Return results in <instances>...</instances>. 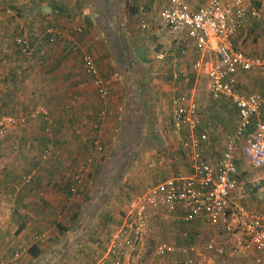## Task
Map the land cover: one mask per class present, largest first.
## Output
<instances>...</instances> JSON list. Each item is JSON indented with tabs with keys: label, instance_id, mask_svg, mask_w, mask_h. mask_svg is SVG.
<instances>
[{
	"label": "crops",
	"instance_id": "1",
	"mask_svg": "<svg viewBox=\"0 0 264 264\" xmlns=\"http://www.w3.org/2000/svg\"><path fill=\"white\" fill-rule=\"evenodd\" d=\"M136 1L138 6L139 0ZM187 1L194 9L209 2ZM244 1L259 7L263 0ZM168 2L148 0L150 27L143 30L139 10L136 17L128 14L132 0H0V106H4L0 118L29 120L36 109L43 107L54 120L51 139L45 133L43 117L29 120L18 128L19 150L6 159V164L0 163V219L3 221L0 264L70 262V254L84 247V239L81 240L84 235H74L72 227L67 225L69 231L61 235L56 221L62 216L60 212L64 214L71 208L72 200L78 195L88 194V198L95 191L96 197L104 198L108 194L112 202L117 203L118 199L125 202L129 196L127 189L138 187L140 190L132 194L133 201L142 190L167 179L189 176V157L183 148L185 134L175 132L172 126V101L178 96L196 100L203 121L214 124L215 133L210 135L204 153L213 164L221 158L226 140L239 122L238 111L229 99L216 101L211 97L208 78L202 70L194 68L201 59L196 43L186 33L170 32L164 27L160 12ZM51 32L71 37L69 41L51 44ZM18 37L28 41L29 55L23 54L16 45ZM233 43L239 44L249 57H264V14L259 21L248 18ZM84 51L93 55L105 80L109 91L105 101L97 96L92 80L85 73ZM177 69L182 71L180 80L174 79ZM237 79V93L264 95V73L241 72ZM149 121L155 126L161 144L150 138L147 145L153 147L139 148L144 125ZM131 122L140 135H134L131 149L118 165H113L114 152ZM97 136L101 137L104 152L89 167L80 191L71 194L69 187L74 173ZM15 138L9 137L5 144L11 151ZM49 140L53 151L48 161L43 162L42 153ZM35 155H39L40 166L30 169L37 173L33 182L15 193L14 185L29 173L30 170L22 172ZM41 165L45 169H40ZM241 176L239 170V179ZM8 192L13 195L7 196ZM124 192H127L126 198ZM230 203L231 210L248 205L264 214V187L248 196L238 188L231 195ZM7 210L10 213L6 214ZM159 221L163 223L162 231L155 233L154 227ZM207 225L214 231L225 232L203 219L190 224L180 220L165 222L153 214L149 234L137 252L150 243L151 235L158 233L167 237L171 245L196 246L193 242L208 233ZM68 234L73 238L70 243L66 240ZM241 241L240 234L236 235L235 243L227 248L225 260L213 254V259L207 258L202 253H211L202 250L205 244L201 248L197 246V264H252L254 250L241 258L231 253L232 247ZM33 246L40 250L38 258L30 254ZM17 253H21L19 258H15ZM157 259L153 264L169 262L172 257ZM73 262L76 263V258ZM81 264L89 263L85 260Z\"/></svg>",
	"mask_w": 264,
	"mask_h": 264
},
{
	"label": "built area",
	"instance_id": "2",
	"mask_svg": "<svg viewBox=\"0 0 264 264\" xmlns=\"http://www.w3.org/2000/svg\"><path fill=\"white\" fill-rule=\"evenodd\" d=\"M141 28L149 29L148 0H139ZM264 14V0L254 7L244 0H209L196 9L187 0H169L160 12L164 27L170 32L186 33L199 48L201 59L194 64L208 78V91L214 100L229 99L239 114V122L234 133L228 136L225 150L216 164L205 156V147L210 143V135L215 133L213 123L202 119L199 103L182 95L173 99L172 126L175 132L184 133L183 148L188 154L191 173L167 179L157 186L144 191L128 206L121 225L114 232L105 252L97 264H126L137 252L150 231L152 215L156 214L165 222L182 221L193 223L199 219L213 228H222L232 235L236 230L242 241L232 247L234 256H245L251 250L256 252L252 264L264 262V214L240 208L237 214L231 210L230 197L239 188V162L244 161L253 169L264 168V95H241L236 92L237 76L241 72L257 70L264 73V57L247 56L233 39L241 31L248 18L261 20ZM66 33L51 32L49 43L69 41ZM16 45L23 54L29 55L26 38L18 37ZM85 73L92 80L97 96L105 101L109 96L105 80L98 64L89 52H82ZM182 71H176L175 80H180ZM104 114V113H103ZM43 117L45 133L51 139L54 120L43 107L36 109L29 120ZM28 118H3L0 120V144L9 137L16 152L20 148L18 128L28 123ZM53 151L51 140L46 144L41 160L48 161ZM104 152L100 136L93 141L91 151L78 167L69 187L71 194H77L88 175L89 167ZM32 169L14 185L15 193L30 185L36 176ZM8 208V207H7ZM10 208V207H9ZM10 210L6 211V214ZM62 222V216L57 218ZM3 221L0 219V229ZM202 250L225 260V247L207 243ZM197 246H174L161 243L156 248L158 258L169 262L160 264H197ZM21 255L16 254L15 258ZM224 262V261H222ZM5 264V263H1Z\"/></svg>",
	"mask_w": 264,
	"mask_h": 264
},
{
	"label": "rangeland",
	"instance_id": "3",
	"mask_svg": "<svg viewBox=\"0 0 264 264\" xmlns=\"http://www.w3.org/2000/svg\"><path fill=\"white\" fill-rule=\"evenodd\" d=\"M0 107L3 108L0 110V117H1L3 115L4 106L2 105ZM166 116L168 120L169 119L168 111H167ZM6 141L0 144V163L2 162L5 164H6V159L12 158L15 154L14 150L11 151L10 149H8L7 145L5 146ZM132 142L133 140L131 141L130 137H127V135L122 136V142H120L117 145L116 151L114 152V155L112 158L113 165L119 164V162L122 160V156H125V153L131 149L130 147L132 145ZM39 166H40L39 155H35L33 159H31L30 163L26 166V168H24L22 173H26L31 168H37ZM41 166L42 167L40 169H45V167L43 168L44 165H41ZM239 170H240V173H242L243 175L239 179V183H240L239 188H241L242 193L247 192V196L250 194H256L259 192L260 189L264 187V168L253 169L250 166H248L244 161H241V163L239 164ZM40 171H43V170H40ZM125 178H126V175L124 178H122V181H124ZM126 183L127 185L129 184V182H126ZM128 189H127L128 195H129L128 198L125 197L127 195V192L123 193V197L126 198L125 202L119 201L118 199L117 203H115L116 201L112 202L111 198L104 199V198H101V196L96 197L95 191H93L92 196L89 195L90 197L89 200L87 198L88 194L78 195L76 196L75 199L72 200L71 208L66 213L64 212L63 214V212L62 213L60 212V215H62V218L64 219V224H63V220L62 222H60L61 224H63L64 226L67 225V226L72 227L74 231H71V233L75 232L74 235H81V236L84 235L81 238V240L84 239V242H83L84 247L80 248L82 249V251H80V249H78L77 251L74 249L75 251H73V253L70 254L71 260L67 264H81L85 260L89 264H97L99 262L100 258L103 257L104 253L107 250V247L110 243L112 235L121 225L122 218L124 217V214L127 211V208L133 199L132 194L135 193L137 190H140L138 187L134 189L133 188L132 189L128 188ZM142 191L144 192V190ZM141 193L139 192V194ZM8 195L11 196L13 194L8 192L7 196ZM232 207H235V205L232 204ZM243 207L248 209L249 211H254L251 207L249 208L248 205H243ZM238 211H239V208L236 207L235 210H232V213L234 212L237 214ZM162 224L163 223L160 221H159V224L156 223L154 227L155 233L159 230L162 231V226H163ZM207 228H208L207 230L208 233L204 235L203 237H201V239H198L196 242H193V244L201 248L202 245L207 244L208 242H211V243L216 242L218 243V245H221L227 249L235 243L234 242L235 236L239 234L238 230H236L233 233L234 234L233 236V235H228L222 230L214 231L210 229L208 225H207ZM151 236L152 237L148 240V242L150 243H147V245H145L142 249H140L137 253H135L128 264H153L158 260L154 253L155 248L160 243H163V242L170 243V242L167 237H163L160 233L156 235L154 234ZM66 240H70L68 241V243L72 242L73 238L71 234H68ZM88 249L90 250L88 251ZM202 254L203 256H206L207 258H212V259L214 258L212 257V254L211 255L205 254V253H202ZM99 255L101 256L100 258L96 259V261L92 260L93 258H95L94 256L97 257ZM75 258H76V263L75 262L71 263L72 259H75ZM238 258H241V257L238 256Z\"/></svg>",
	"mask_w": 264,
	"mask_h": 264
},
{
	"label": "trees",
	"instance_id": "4",
	"mask_svg": "<svg viewBox=\"0 0 264 264\" xmlns=\"http://www.w3.org/2000/svg\"><path fill=\"white\" fill-rule=\"evenodd\" d=\"M138 8H139V4L137 6V1L136 0H132V4H129L128 14H130L132 17H136L137 14H138ZM151 119L153 121V117ZM144 130H145V132H144V135H142V139H139L140 140L139 148L142 147L144 149V148L153 147V146H148L147 145V140H149L150 138H152L153 142H155L156 144H158V145L161 144V140H159V136H157V134H156L155 126L152 123H150V121H149L148 124L144 125L143 131ZM124 131H126L124 133V135H127V137H130L131 141L133 140V142H134V135H138L139 134V132L138 133L136 132L135 127H134V123H132V122H131V124H128L126 126ZM137 143H138V141H137ZM120 146H121V144H120ZM122 158H123V156H122ZM107 176H109V174H107ZM104 192H106V187H105ZM107 195L104 197V199L110 198ZM101 198H102V196H101ZM89 199H90V197H88V200ZM58 231L62 235V234L67 233L69 231V229L66 226H64L63 224L59 223L58 224ZM30 254L34 258H38L40 256L39 248H37V246H33L30 249Z\"/></svg>",
	"mask_w": 264,
	"mask_h": 264
}]
</instances>
